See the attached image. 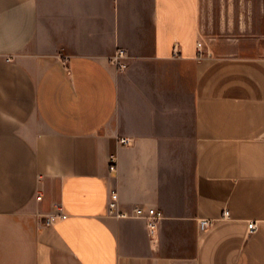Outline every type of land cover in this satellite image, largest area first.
I'll return each instance as SVG.
<instances>
[{
  "label": "crops",
  "instance_id": "1",
  "mask_svg": "<svg viewBox=\"0 0 264 264\" xmlns=\"http://www.w3.org/2000/svg\"><path fill=\"white\" fill-rule=\"evenodd\" d=\"M0 264H264V0H0Z\"/></svg>",
  "mask_w": 264,
  "mask_h": 264
},
{
  "label": "built area",
  "instance_id": "2",
  "mask_svg": "<svg viewBox=\"0 0 264 264\" xmlns=\"http://www.w3.org/2000/svg\"><path fill=\"white\" fill-rule=\"evenodd\" d=\"M127 52L124 48H117L113 55L110 58V62L116 66L117 68L123 69L127 67ZM119 142L129 144L131 142V138L127 136H120L118 138ZM114 155H111V161H113ZM113 168L114 165H111ZM118 199H119V194L116 189H111L109 193V210L113 214L117 216H126V215H133V216H143L147 219V225L149 227L150 231H153L155 226L157 225V222L163 217V212L155 207H149L146 211L142 210L141 207L136 206L133 208L132 212L128 213L125 211H121L118 208ZM229 214L228 210H224L223 216H227ZM66 214L63 212L61 207H57V209L50 213L48 215V222L52 223L58 218H63L65 217ZM211 218H200L199 219V227L201 229L206 228L212 223ZM258 224L255 220H251L248 222V230L249 232H253L257 229Z\"/></svg>",
  "mask_w": 264,
  "mask_h": 264
}]
</instances>
